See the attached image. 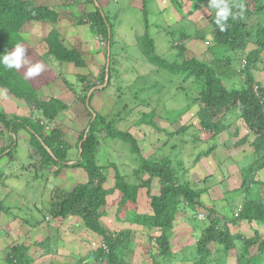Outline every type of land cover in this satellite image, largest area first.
<instances>
[{
	"label": "trees",
	"instance_id": "1",
	"mask_svg": "<svg viewBox=\"0 0 264 264\" xmlns=\"http://www.w3.org/2000/svg\"><path fill=\"white\" fill-rule=\"evenodd\" d=\"M170 1L182 17L194 13L204 5L208 6V0ZM92 2H94V9L82 15L79 22L89 23L91 32L106 41L108 61L105 67L108 68L106 72L104 67L100 76V82L104 83L105 75L108 74L106 88L110 85L112 72L116 71L111 64L109 50L111 43L114 42V28L109 15L96 0ZM229 2L233 5L243 4V15L235 20L230 18L228 28L221 32L214 23V10L210 9L206 21L211 26L209 35L213 46L207 48L213 54V58L206 61L196 56H185L186 41L191 37L205 40V37L197 31L188 32L184 26L185 22L182 24L181 21L179 22L182 25L177 33H174V29L165 33L168 35L167 39L172 42V48L177 50L176 53L171 54L172 59L169 60V57L164 54H157L149 27L163 28L164 24L156 22L149 24L148 0H142L144 32L138 36V43L147 61L152 65L166 68L171 75H178L184 81L191 79L197 88L195 101L199 109L196 114L197 124L201 130L197 131L198 134H192L189 140L185 138V131L191 125H181V130L171 133L182 143L179 142L181 149L183 143L191 144L193 149L197 150V159L209 155L214 150L213 140L222 132H227L228 136L238 134L239 125H235L234 128H231V125L239 120L255 134L252 143L254 153L264 157V83L257 81L258 78L264 80V19L261 20L259 16L260 12L264 18V0H229ZM233 11L237 12L238 9L234 7ZM252 16L256 19L253 24L250 21ZM60 17L61 13L54 8L38 4L34 0H0V55L12 51L17 44L27 49V63L20 70L6 69L0 65V87L7 94L23 101L31 111L27 116L18 114L8 116L0 109V127L6 130L9 142L8 146L0 148V159L3 156L8 157L10 161L14 159L16 137L22 130L28 134V144L33 149V153L39 157L41 166L56 167L54 176L65 167L85 170L86 180L77 182L69 189L54 185L46 199L47 203H44L45 208L38 211L44 212V216L54 222H63L76 217L78 221L75 226L82 227L85 231L100 237L101 244L93 256L96 263L106 261V264H128L125 257L129 254L132 245V229L124 224L142 226L151 231L157 230L159 233L151 237L156 246L154 257H161L164 260L173 259L176 256L171 248L170 238L179 210L190 208L195 211L197 208H202L200 191L191 187L188 180L181 178V175L185 173L183 167L180 174L177 172L184 163L182 150L174 151L173 155L170 153V157L161 156V151L157 152L159 156L141 155L137 139L128 130L118 129L114 121H107L89 106L96 89L91 92L88 104L85 106L89 119L77 137L75 160L68 156L71 148L64 138L61 127L50 126L54 122L60 124L62 121L60 117L63 119L69 105L64 97L51 96L44 99L37 92L39 86H47L55 78H59V73L52 71L47 59L51 57L56 61L69 62L75 66H84L85 60L77 49L68 48L63 44L60 32L54 27L49 29L43 39L46 52L42 56L30 48L21 32L30 22L54 23ZM244 53H246L245 59L239 63L238 56ZM36 62L44 64L45 70L34 79L26 78L24 73L27 68ZM258 63L261 65L258 66ZM77 77L86 86L81 96L85 102L87 94L95 87V83L89 75L79 74ZM240 77L243 80L237 82ZM62 80L69 86L70 93H74L78 98L71 83L64 78ZM183 111L178 109L177 113ZM46 127H50V130L46 131ZM192 127L198 130L195 124ZM102 131H105L110 138H118L128 143L130 151L139 159L137 166L132 170V181L119 171L113 161L108 164L107 162L97 163L96 153L101 145L98 134ZM201 131L209 137L205 140L197 137ZM29 155L32 154L29 153ZM258 161L253 163L255 170L264 167V162ZM110 167L115 169L113 186L106 188L104 187L107 179L105 169ZM47 169L49 168H45L48 172ZM4 172V169L0 168V182L5 177ZM143 175H147V178L142 179ZM244 180L247 184V179ZM155 182L158 189L152 193ZM142 187L146 188L148 197L147 211H142L138 206L139 189ZM114 191L120 192L121 195L114 209L113 222L124 225L117 231L111 227L113 224L109 226L104 223L107 196ZM42 201L44 202L43 199ZM206 210V219L203 220L205 224L196 239L194 251L191 252L193 256H189L191 260L187 259V255L183 256L184 264L215 263L214 251L209 247L210 244H214L221 250L220 255H227L231 250L236 249V264H264V238L258 231H255L253 236L245 237L237 233L232 234L228 226L224 224L226 220H230L232 225L240 220L264 223L262 200H246L240 208H237L231 219L219 215L213 208H206ZM6 212L0 203V214H7ZM193 218L196 219V216ZM38 223H40L39 220ZM37 224L33 221L29 226L35 227ZM238 245H241L239 251ZM42 246L46 247V242L42 241ZM252 248H255V252L251 251ZM29 250L30 246L25 242L11 245L5 253L4 260L7 264H33ZM46 250L49 252V248Z\"/></svg>",
	"mask_w": 264,
	"mask_h": 264
},
{
	"label": "rangeland",
	"instance_id": "2",
	"mask_svg": "<svg viewBox=\"0 0 264 264\" xmlns=\"http://www.w3.org/2000/svg\"><path fill=\"white\" fill-rule=\"evenodd\" d=\"M103 2V10L109 15L114 28V42L111 43L109 50L111 52V64L115 67L116 73L112 72L110 85L105 88L107 83L105 81L104 83L100 82L101 73L104 71V67L107 66L108 61V50L104 39L105 45H101L91 31H88L87 39L84 42L79 32L78 36L71 35L64 38L67 45L71 47L75 46L82 50L83 53L81 54H85L88 67L80 69V67L72 66L73 68L69 69L67 62H59L51 57L47 59L54 73L61 72V75L63 73L67 81L73 83L71 86L78 96L77 98L74 93H70L69 86L63 83L62 79L57 80L55 78L54 84H52V93L55 95L62 93L69 105V109L65 110L67 113L63 119L60 117L62 120L60 124L54 122L50 126L61 127L64 132V138L71 148L68 156L75 160L77 137L89 119L85 107L88 103L86 99L85 102L81 99L82 92H84V88L86 87L85 83L78 80L74 82V74L67 71L81 70L82 72L84 71V74L91 75L90 79L95 83V87L91 90H96L89 102V106L101 114L107 121H114L118 129L128 130L137 139L141 155L145 157L154 156L155 154L158 155V151H161V153L159 152L161 156H169L170 153L173 155L174 151L176 152L181 149V142L177 136L171 135L172 132L181 130V125H191L185 131V138L189 140L192 134H198L197 131L201 130L197 124L196 114V111L199 109V105L195 101L197 88L191 79L184 81L178 75H171L166 68L152 65L147 61L138 43V36L144 32L142 0H118L117 2L116 0H108ZM77 6L79 5L77 4ZM147 9L149 24L156 22L164 24L165 27H149V31L155 41L157 54H164L169 57V60L172 59L171 54L176 53L177 50L172 48V42L167 39L168 35L165 33L166 31L170 32L172 29H174V33H177L183 22H185L184 26L188 32L197 31L205 37V40L191 37L186 41L185 56H196L206 61L213 58V54L207 48L213 46L209 35L211 26L206 21V16L210 13L208 6L204 5L185 17H182L176 11L170 0H148ZM259 16L261 20L264 19L260 12ZM76 18L75 23L79 24L80 19ZM250 21L252 24L256 22L254 16L250 18ZM39 29L38 36L37 34L31 35L29 33L28 35L25 34L24 37L35 41L38 40L39 44L45 49L46 46L44 47L43 41L45 31L41 27ZM93 43L98 44L99 48L97 50L93 47ZM92 47L94 48L93 50H91ZM245 55L246 53L238 56L239 63L244 61ZM257 65L261 64L258 63ZM107 68L105 67L106 72ZM86 72L89 73L87 74ZM242 80L240 77V80L237 82H241ZM257 81L264 83V80L260 78ZM48 85L50 86L51 83ZM44 86L42 85L37 88L41 98L45 96ZM9 99L17 102L14 98L9 97ZM18 102L14 104L16 111L21 113H18V115H29L28 106L21 100ZM3 105L5 106V103L0 104V108ZM178 109L180 111L184 109V111L177 113ZM5 110L9 116L8 109ZM193 124L198 127V130L193 129ZM237 125H239V130L241 129L239 134H233L228 137L225 134H221V136L225 137L226 140L228 139L227 141L230 143L244 137L243 129L247 127L241 120L237 121ZM48 130H50V127L46 131ZM201 132L197 137H202L203 140L209 137L203 131ZM251 134L248 133L247 141L254 138V135ZM98 135L101 139V145L96 153L97 163L102 164L107 162L106 164H108V162L113 161L119 171L132 181V170L137 166L139 159L130 151L129 144L118 138L108 137L105 131H102ZM245 143L247 142L245 141ZM191 147V144L183 143L181 149L184 153L183 170H185L184 167H187L195 160L193 157L197 155V153L194 154V150ZM30 153L35 154L33 153V149ZM45 168H50L49 175ZM55 170L54 166L42 167L39 157H30L28 148L23 146L21 141H18L14 149V159L5 168L6 179H3L5 185L2 186L0 184V203L2 209L9 214L7 216V223L9 224V221L12 220L8 229L11 231L10 234L13 237L10 243L6 242V247L3 245L4 249L1 251L2 255L0 254V264H3L2 261L4 264H7L4 259L5 253L9 250L10 246L14 245L13 243L15 242V244L21 243L23 240L30 246L29 253L32 256L33 264H82L83 262H86V264H106V261L96 263L93 258L95 251H97V248L101 244V238L91 234L89 231H85L82 227L75 226L78 221L76 217L69 218L63 222H54L48 219L47 216H44V212L40 213L38 211L45 208L44 203H47L46 199L49 197L50 192H52L54 185L69 189L77 182H83L87 178L83 168L65 167L60 170L59 174L54 176L53 172ZM114 170V167L105 169L107 179L104 187L110 188L113 186ZM181 170L182 165L177 172L180 174ZM146 178L147 175H143L142 179ZM213 182L214 179H207L204 189L207 188L208 183L212 184ZM201 184L203 185V182ZM152 189L153 191L158 189L156 182L153 184ZM120 195V192L114 191L107 196L108 203L106 205L107 209L105 208L106 216L104 217V223L109 226L113 224L111 227L116 231L124 225L130 226L132 229V245L129 254L125 257L128 264H184L183 256L186 255L188 256L187 259L191 260L189 256L192 255L191 252L194 251L196 239L205 224L203 219L197 218V214L200 212L206 217V208H197L195 211L190 208L179 210L176 221H174L176 230L170 238L171 248L176 257L164 260L161 257H154L156 255L154 254L156 246L151 237L159 233L157 230L151 231L142 226L137 227L128 224L122 226L120 222H113L114 209ZM232 197H234L233 194L227 195L222 203H212L217 210H221L219 209V204H222L225 208L227 202H236V200L230 199ZM147 198L146 188H140L139 206L142 211H147L148 209ZM200 199V202H209L205 191ZM229 212L226 211V216ZM16 214L24 222H28L29 225L33 221L37 224L39 220L40 223L35 226L37 229L25 225L26 223L24 224V222H18L17 218L12 217ZM194 214L196 215V219L193 218ZM23 217H28L30 220L27 221ZM190 217L192 218L188 219ZM183 227H185L184 230ZM5 235V232H2L0 238L5 239ZM42 241L46 242V247H41ZM2 244L5 243H0L1 247ZM209 247L214 251L213 259H215V263L213 264H236V249L231 250L227 255H220L222 252L217 246L215 247L214 244H210ZM46 248H49V252ZM240 248L241 245H238L237 250L239 251ZM251 251L255 252V248H252Z\"/></svg>",
	"mask_w": 264,
	"mask_h": 264
},
{
	"label": "crops",
	"instance_id": "3",
	"mask_svg": "<svg viewBox=\"0 0 264 264\" xmlns=\"http://www.w3.org/2000/svg\"><path fill=\"white\" fill-rule=\"evenodd\" d=\"M38 4H43V5H48L49 7L54 8L58 12L61 13V17L59 18L58 21L56 22H39V21H34L26 24L21 32V35L23 38H25L26 43L32 48L37 54H40L41 56L45 54L46 48L44 49L41 44H39L38 40H31L29 38L24 37V35H28L29 33L31 35H36L38 36L39 28H43L45 31V35L48 33L49 29L54 27L60 32V37L62 39L63 44L68 47V48H74L77 49L79 52L83 53L80 48H77L75 46L71 47L66 44L64 38H67L68 36H78V32L80 35H82V40L84 42L85 39H87L88 31H91L89 28V23H82L80 22L79 24L75 23V18L76 19H81L82 15H84L88 11H92L94 9L92 0H34ZM97 3L100 5V7L103 9L104 2L103 1H108V0H96ZM118 0H116L117 2ZM77 4L79 6H77ZM72 26V27H70ZM39 29V30H38ZM46 29V30H45ZM38 39V38H37ZM81 42V40H79ZM92 44V43H91ZM94 44V48L97 50L99 48L98 44ZM89 45V43H88ZM46 46L44 42V47ZM98 46V47H97ZM92 47L91 50L94 48ZM90 50V49H89ZM88 50V51H89ZM87 51V52H88ZM85 54H83L84 60L86 59ZM67 65L69 66V69H72V66H75L72 63L67 62ZM80 67V69L87 68L88 64L87 61L85 60V65L84 66H76ZM68 73L74 74V82L78 80L77 75H86L84 74V71H76V70H70L67 71ZM87 74L89 72H86ZM96 75V73H95ZM91 76V75H89ZM65 79V76H63V73L61 75V72H59V78L58 79ZM55 81V80H54ZM51 82V85L44 86V93L45 96L43 97L44 99L47 97L55 96L62 98L63 94H53V85L54 84ZM79 81V80H78ZM68 82V81H67ZM64 83V82H63ZM70 83V82H68ZM73 84V83H71ZM52 87V89H50ZM38 94L39 91L37 90ZM9 97L14 98L13 96L7 94V92L0 87V104L5 103V106L3 105L2 109L5 113V109H8L9 115L10 114H21L20 112L16 111V108L14 107V104H17L19 99L14 98L17 102L10 100ZM8 102V103H7ZM19 103V102H18ZM13 104V106H12ZM91 107V106H90ZM5 108V109H4ZM92 108V107H91ZM93 109V108H92ZM11 111V112H10ZM31 111L30 108L28 110V114L30 115ZM67 113V111H66ZM26 116V115H25ZM242 122V121H241ZM235 125H237L236 122L231 125V128H234ZM230 128V129H231ZM245 128V127H244ZM229 129V131H230ZM241 130V129H240ZM240 130L238 131V134L240 133ZM243 134L244 137H241L240 139L230 143L221 136V134H225L226 137H228L227 132H222L219 136L215 137L213 140V144L215 146L214 150L207 156H201L198 159L196 158L197 155L193 158H195L194 161L190 163L187 167H184L186 172L181 175V178L184 180H188L195 189H198L200 191V197L202 194L205 193L207 194V199L209 202L205 201L202 202V208H213L215 209L219 215H224L226 216V211H230L227 214V217L231 219L234 216V213L236 212L237 208L241 207L243 203L248 200V199H260L264 202V167H262L260 170H255L253 169V163L255 161H258L260 156L254 153V148H253V141L255 138V134L253 132H249L248 128L243 129ZM248 133L251 135H254V138L250 139L247 141V136ZM233 135V134H232ZM217 138V139H216ZM246 139V140H245ZM29 136L25 131L20 130L17 134L16 141L18 144V141H21L23 146H26L28 148V154L31 152L32 148L28 144ZM245 141L247 143H245ZM7 140V132L4 128L0 127V148L5 147L8 144ZM193 149V147H191ZM194 150V154L197 153V150ZM30 156V155H29ZM37 157L36 154H32L30 157ZM192 158V159H193ZM13 161V160H12ZM260 161L264 162V157H261L259 159ZM11 163V161L8 159V157L3 156L0 159V168H3L5 171V168L8 166V164ZM55 167V166H54ZM183 167V166H182ZM56 168V167H55ZM50 172V168L48 170V175ZM6 174V171L4 172ZM187 177V178H186ZM4 180L6 179V175L3 178ZM207 179H214V182L212 184L208 183L207 188L204 189L205 183L207 182ZM244 179L246 180V183H244ZM4 180L0 182V184H4ZM203 182V185L201 184ZM202 185V186H200ZM245 185V187H244ZM154 193L155 191H151ZM233 194L234 197L230 198L233 199V201L236 200V202H230L225 204V208L223 207L222 204H219V209L217 210L212 202H219L222 203L225 200V197L227 195ZM201 200V199H200ZM139 198H138V206H139ZM140 207V206H139ZM198 212V211H197ZM9 215V214H8ZM7 214H0V234L2 232H5V239L0 238V243H5L2 244V247L0 245V254L1 251L4 249L3 245L6 247L7 244L6 242H11L12 241V234H10L9 224L12 223V220L9 221V224L7 223ZM19 215L16 214L12 217L17 218L18 222L20 221L23 223L24 221L18 217ZM196 216V215H194ZM27 221L30 220L28 217H24ZM192 217L188 218L191 219ZM33 220V219H31ZM48 220V219H47ZM176 221V219H175ZM190 221V220H189ZM227 222L224 223L225 225L228 226L229 231L233 233L240 234L245 237H250L254 235L255 231H258V233L264 238V223H256L254 221L248 222L246 220H240L235 224H231L230 220H226ZM26 223V224H25ZM8 224V225H6ZM25 225H29L28 222H24ZM37 226V225H36ZM31 227V226H30ZM4 228V230H3ZM34 228V226H32ZM36 228V227H35ZM37 229V228H36ZM185 227H183V230ZM193 231L194 228L192 227ZM23 230V229H22ZM175 224L172 230V234L175 232ZM25 239V238H23ZM6 240V241H5ZM25 242V240H23ZM16 243V242H15ZM13 243V244H15ZM7 249V248H6ZM2 255V254H1ZM1 262V260H0ZM4 264V262L2 261Z\"/></svg>",
	"mask_w": 264,
	"mask_h": 264
},
{
	"label": "clouds",
	"instance_id": "4",
	"mask_svg": "<svg viewBox=\"0 0 264 264\" xmlns=\"http://www.w3.org/2000/svg\"><path fill=\"white\" fill-rule=\"evenodd\" d=\"M234 7L238 9L237 12L233 11ZM208 8L214 10V23L221 32L228 28V21L230 18L235 20L238 16H242L244 12L243 4L233 5L230 4L229 0H208ZM26 51L27 49L25 47L17 44L12 51L0 55V65L6 69L20 70L27 63ZM44 70V64L36 62L27 68L24 75L28 79H34Z\"/></svg>",
	"mask_w": 264,
	"mask_h": 264
},
{
	"label": "built area",
	"instance_id": "5",
	"mask_svg": "<svg viewBox=\"0 0 264 264\" xmlns=\"http://www.w3.org/2000/svg\"><path fill=\"white\" fill-rule=\"evenodd\" d=\"M95 36H96V40H98L101 45H105V42L103 41V38L101 36H99V35H95ZM46 128L48 129V127H46ZM198 218L199 219H205V215L199 213Z\"/></svg>",
	"mask_w": 264,
	"mask_h": 264
},
{
	"label": "water",
	"instance_id": "6",
	"mask_svg": "<svg viewBox=\"0 0 264 264\" xmlns=\"http://www.w3.org/2000/svg\"><path fill=\"white\" fill-rule=\"evenodd\" d=\"M107 81H108V75H107V73H106V75H105V83H106ZM91 91H92V90H90L89 93L87 94V98H86V102H87V103H88V101H89V97H90ZM80 144H81V142H80ZM80 144H79V145H80Z\"/></svg>",
	"mask_w": 264,
	"mask_h": 264
}]
</instances>
